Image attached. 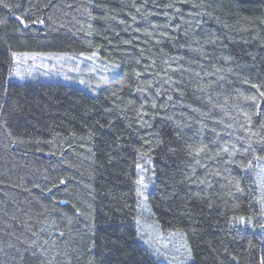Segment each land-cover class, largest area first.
I'll return each mask as SVG.
<instances>
[{
	"label": "trees",
	"instance_id": "1",
	"mask_svg": "<svg viewBox=\"0 0 264 264\" xmlns=\"http://www.w3.org/2000/svg\"><path fill=\"white\" fill-rule=\"evenodd\" d=\"M0 264H264V0H0Z\"/></svg>",
	"mask_w": 264,
	"mask_h": 264
},
{
	"label": "rangeland",
	"instance_id": "2",
	"mask_svg": "<svg viewBox=\"0 0 264 264\" xmlns=\"http://www.w3.org/2000/svg\"><path fill=\"white\" fill-rule=\"evenodd\" d=\"M92 55H80V56H67L59 55L53 53H15L13 54V66L8 77L9 81H47L54 80L60 81L65 84L77 86L84 91L89 92L90 89H86V84L89 78L92 79H102L103 75L107 76L109 71L107 69H102L100 64H96V61ZM105 71V74L103 72ZM115 75H111L109 78L104 80V85L107 84ZM57 78V79H50ZM103 83L101 85H103ZM146 178L148 176H145ZM141 189H146L149 187L145 184L143 175L140 181ZM146 191L141 192L138 195L140 201V206H142V212L145 215L147 208L146 201ZM149 237L153 240L159 237V242H161L162 248L160 252L164 255H168V241L176 239L174 246L182 249L183 244L181 243L180 237L177 232L174 235L170 234H160L150 227ZM149 234V232H148Z\"/></svg>",
	"mask_w": 264,
	"mask_h": 264
}]
</instances>
